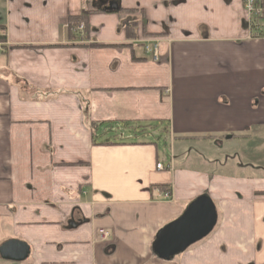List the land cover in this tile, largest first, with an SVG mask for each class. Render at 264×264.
Returning <instances> with one entry per match:
<instances>
[{"label": "crops", "instance_id": "0c3cea01", "mask_svg": "<svg viewBox=\"0 0 264 264\" xmlns=\"http://www.w3.org/2000/svg\"><path fill=\"white\" fill-rule=\"evenodd\" d=\"M117 1L135 13L0 0V247L27 244L22 264H264V180L249 174L264 173V21L250 31L241 0ZM83 11L99 12L70 31ZM165 125L167 165L152 143L101 145ZM204 194L214 230L157 258V232Z\"/></svg>", "mask_w": 264, "mask_h": 264}, {"label": "water", "instance_id": "95a60500", "mask_svg": "<svg viewBox=\"0 0 264 264\" xmlns=\"http://www.w3.org/2000/svg\"><path fill=\"white\" fill-rule=\"evenodd\" d=\"M116 10L117 6L108 12ZM216 223L214 203L208 195H201L190 202L176 220L157 232L152 252L157 258L168 261L205 239L214 230ZM28 256L29 247L23 242L12 240L0 247V258L10 264H22Z\"/></svg>", "mask_w": 264, "mask_h": 264}, {"label": "rangeland", "instance_id": "374dc122", "mask_svg": "<svg viewBox=\"0 0 264 264\" xmlns=\"http://www.w3.org/2000/svg\"><path fill=\"white\" fill-rule=\"evenodd\" d=\"M255 31V30H253ZM165 126H152V128L150 130H148L146 133H142V131L138 128L136 129H125V128H120L118 131L117 130H112V132H110L111 130H108L106 133V137L104 139L108 140V141H113L115 143H120V141L122 140L123 142H135V141H142V142H146V143H152L154 144L157 149H158V153L160 156V161L163 164H166L168 162V158H169V154H170V149H171V142L169 140V137L166 135L165 131L163 130ZM103 129H101L99 131V135H101L100 138H103ZM224 154V153H222ZM222 154H219V158H222ZM257 160H255V163L264 168V153H257ZM237 164V160H234L232 162H228L227 166L224 167L223 169H225V171H229V169L231 167H233L235 170L231 173L233 175L238 176L239 173H237V167H235V165ZM167 165V164H166ZM219 168V167H218ZM222 168H219L218 171L221 172ZM228 174V173H226ZM249 174L255 175V177H257L258 180H264V173L263 172H249Z\"/></svg>", "mask_w": 264, "mask_h": 264}, {"label": "built area", "instance_id": "2783aa9c", "mask_svg": "<svg viewBox=\"0 0 264 264\" xmlns=\"http://www.w3.org/2000/svg\"><path fill=\"white\" fill-rule=\"evenodd\" d=\"M241 3L243 10L247 15L248 28L250 31H252L257 28L258 25H261V23L264 21V0H241ZM79 29L82 30V26H80ZM3 44L4 43L0 41V48ZM145 52L147 54H151L152 60L154 62H158L160 60L158 56V46L156 43H153L150 46H146ZM156 169L162 170V164L157 163ZM165 197L168 198L169 194L166 193ZM106 237L107 234L102 232L101 238L104 239Z\"/></svg>", "mask_w": 264, "mask_h": 264}, {"label": "trees", "instance_id": "16d2710c", "mask_svg": "<svg viewBox=\"0 0 264 264\" xmlns=\"http://www.w3.org/2000/svg\"><path fill=\"white\" fill-rule=\"evenodd\" d=\"M99 12V11H94ZM93 11H83L81 15L76 17H70L68 19L69 22V30L73 31L76 29V27L82 26V29L84 32L87 31V18L90 14L94 13ZM116 13H127L132 14L135 13L133 10H121L119 9ZM122 29L125 32V36L129 40H138L137 36V25L134 21L126 22L123 24ZM121 143H115V142H103L101 145H120Z\"/></svg>", "mask_w": 264, "mask_h": 264}, {"label": "flooded vegetation", "instance_id": "af4514ba", "mask_svg": "<svg viewBox=\"0 0 264 264\" xmlns=\"http://www.w3.org/2000/svg\"><path fill=\"white\" fill-rule=\"evenodd\" d=\"M117 2H118L117 0H97L96 4L98 8L108 11L109 9L115 6H117V10H118ZM80 26H83V25H80Z\"/></svg>", "mask_w": 264, "mask_h": 264}]
</instances>
